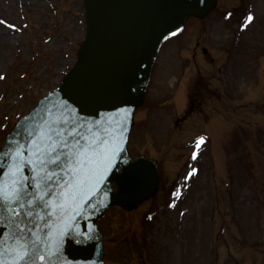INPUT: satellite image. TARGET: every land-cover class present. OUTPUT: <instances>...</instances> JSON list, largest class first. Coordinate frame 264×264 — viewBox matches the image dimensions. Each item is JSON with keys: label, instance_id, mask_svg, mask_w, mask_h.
<instances>
[{"label": "rangeland", "instance_id": "rangeland-1", "mask_svg": "<svg viewBox=\"0 0 264 264\" xmlns=\"http://www.w3.org/2000/svg\"><path fill=\"white\" fill-rule=\"evenodd\" d=\"M82 1L0 0V151L74 66ZM210 1L156 42L120 118L156 185L130 203L111 184L92 264H264V0Z\"/></svg>", "mask_w": 264, "mask_h": 264}, {"label": "water", "instance_id": "water-1", "mask_svg": "<svg viewBox=\"0 0 264 264\" xmlns=\"http://www.w3.org/2000/svg\"><path fill=\"white\" fill-rule=\"evenodd\" d=\"M202 2L84 0L87 34L74 68L59 90L22 119L0 154L5 195L12 181H21L19 201L0 198L5 264L16 235L28 244L22 264H90L97 248L93 220L109 194L110 177L125 176L126 163L115 155L107 171L82 189L65 187L83 179L68 174L75 152L93 139L90 129H107L104 139L117 144L119 114L134 100L149 50L182 9ZM50 249L56 255L49 257Z\"/></svg>", "mask_w": 264, "mask_h": 264}, {"label": "snow or ice", "instance_id": "snow-or-ice-1", "mask_svg": "<svg viewBox=\"0 0 264 264\" xmlns=\"http://www.w3.org/2000/svg\"><path fill=\"white\" fill-rule=\"evenodd\" d=\"M248 22L253 20V16L249 15L247 17ZM0 23H6L5 21H0ZM14 27V26H9ZM3 77H0L2 79ZM93 139L90 142H86L83 146L78 148L75 152V160L73 161L75 168L70 169L68 174L75 177H83V179L78 180L76 184H65V187H73L76 189H82L89 180L95 179L96 177L103 174L110 167L113 156L116 155V149L118 144L111 142L110 140L104 139V136L107 135V129L93 130L90 129ZM73 133H70V135ZM86 139V138H85ZM200 143H203V138H200ZM79 144V141H77ZM199 143L197 147H199ZM53 151H55L53 149ZM19 153V150H18ZM40 149L37 148V155L39 156ZM195 158V154H194ZM59 158L57 157V160ZM56 163V160L52 161ZM193 172L196 169L192 170ZM191 173H189V176ZM51 179V177H49ZM21 181H12L9 186V192L7 195L4 193V188L0 185V198L6 201H19L20 192L18 185ZM29 204L32 203L31 200L28 201ZM20 207H24L23 204H20ZM14 244L9 246L8 253L11 257L10 264H22L27 257H29L28 244L23 240V237L16 235L12 237ZM4 255V252L0 250V257ZM56 255L51 249L48 252V256L52 257ZM40 260H44L43 255L39 256ZM0 264H5V260L0 258Z\"/></svg>", "mask_w": 264, "mask_h": 264}]
</instances>
